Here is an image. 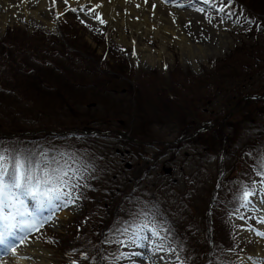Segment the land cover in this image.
Masks as SVG:
<instances>
[{"label":"rangeland","instance_id":"1","mask_svg":"<svg viewBox=\"0 0 264 264\" xmlns=\"http://www.w3.org/2000/svg\"><path fill=\"white\" fill-rule=\"evenodd\" d=\"M89 1L68 0L65 4V0H56L54 7L53 4L48 7L46 12L48 15L39 14V20H34L32 16L26 21L21 19L7 21L6 19L3 27H0V85H3L2 89L7 91V93L0 91V100L3 101H0V137H24L22 139L24 144L25 142L26 144L33 143V150L49 151L50 155L53 151H75L87 162L90 157L89 163L95 169L86 174V179L82 182L85 186L77 190L82 193V198L77 200L73 206L61 208L51 214V220L40 231L29 234L31 239L37 241L45 238V235L40 232L46 229L52 230L51 234L60 238L65 235L68 226L79 225L81 231L74 230V227L72 232L74 239L72 240H76L81 249H85L87 241L92 236L98 240L94 235L106 225L105 221L110 218L109 212L89 204L85 211L87 216L81 218L83 202H85L83 197L86 193L92 196H103L104 199L112 193L113 197L120 198L122 194H126L128 197L121 199L124 202L119 208L122 211L128 210V214L130 211H135L139 204L141 206L144 203L154 205L158 209V219L161 222H166V226L177 235L181 232L180 228L186 229L191 238H195L196 229L205 226L206 216H208L214 228L220 224L222 233L217 234V237L222 235L224 238L228 237V231L225 232L222 223V201L219 198L216 201H210L212 192H215L213 198L224 195L226 199L227 194L221 190L223 182L225 180L237 182L238 179L241 182L244 180V175L249 176L250 174L252 178L248 186L251 189L254 184L256 194L258 190H264L261 183L262 178L255 176L254 170L245 166L244 163L249 161L245 153L239 156V164L243 163V166L233 169L227 164L226 167V162L219 160L220 150L208 154L205 146L187 142L189 140L184 139L178 141L177 137L180 135L181 126L189 125L191 122L195 123L197 116L202 115L205 120L211 115H217L222 122L226 120L223 115L228 110L225 96L229 93L227 89H231L230 81L226 82L223 88H215V83L210 80H215V67L225 66L229 61H233L235 53L239 52L238 57L244 67L237 69L239 72L242 71L246 79L243 87L247 86L240 94L264 93V31L253 21L245 19L228 8L225 5L226 0H215V13L212 18L205 16L194 19L192 22V25L203 36V42L191 44L193 52V57H191L185 55L182 48L175 43H170L163 49L160 39L152 37L149 33H142L136 27L127 25L122 19L114 18L108 12L103 13L98 8H95L91 16L85 15V12L91 11L96 5ZM197 6L201 9L205 8L198 4ZM220 7H224L225 11L219 12ZM71 8L77 11L72 12L69 10ZM81 8L85 11H80ZM203 12L201 13L207 15L205 10ZM96 13H99L105 21L104 24H100L94 18ZM57 16L59 19H56ZM64 23H68L64 25L66 27L69 25L64 36L73 41L72 54L71 56L54 55L51 59L59 66L73 67L76 78V85L73 88L77 92L76 96H87L94 91L90 85L99 79L97 73L106 75L105 82H115L114 80L119 81V78H122L121 81L127 83V87L117 84L119 94H107V98L101 97L94 103V107L87 106L91 99L82 100L81 96L68 109L61 105L65 100L60 97H51L49 104L46 95L42 96L43 102L39 101L38 105L30 102L32 98L29 96V90L32 80L29 78L33 76L31 74L34 70L33 63L42 54L28 52L24 42L36 41L40 35L35 33L39 31L56 37L50 38L47 42L48 46L55 39L61 42L59 40L61 31L58 28ZM220 41L224 42L223 48L218 45ZM144 46L148 47L151 52L153 51L154 55L158 54L150 64L140 62L137 56L136 50ZM197 47L208 49L210 55L203 57ZM238 64L231 65L238 67ZM253 65H256L258 70L251 74L249 69ZM7 73H16L21 78L12 82L10 74ZM196 82L199 87L202 84L205 86L200 89L199 97L194 92L190 93L194 87L186 88L191 84L195 86ZM81 84H85V87ZM107 84L110 85L108 82ZM15 87L18 89L15 90ZM183 94L186 98L182 97ZM177 100H180L194 113L184 110L172 120V114L161 108L160 104L164 101L169 104V101ZM30 105H35L39 116L32 115ZM72 107L79 113L77 117H71L69 110L71 111ZM102 107H105L107 111L104 112ZM232 110L233 107L228 113L230 114ZM181 116L185 119L184 122L180 121ZM79 117L87 119L92 127L101 129V132H98L99 138L97 133L85 143V139L77 136L81 128ZM136 117L139 119L134 123L133 120ZM201 121L197 118V122ZM63 123L64 126H62ZM175 123H178L177 127ZM144 129L147 130L141 131ZM254 129L258 128L251 129V133L255 134L249 138V143L260 136L258 132H252ZM30 132L33 133L30 134ZM29 135H33L31 139ZM44 135L50 136L47 140L52 144L48 149L39 146L45 144ZM57 142L64 145L71 142L72 146L78 149L77 151L71 150L70 146L60 148ZM166 144H168L167 147ZM209 146L211 150H216L219 145L218 142H213ZM232 173H235L234 180L230 176ZM92 181L95 183L94 186ZM183 181H186V184H183ZM216 182L217 189L214 187ZM89 183L90 185L92 183L91 190L88 189ZM229 187L233 188L235 184L231 182ZM218 189H220L219 192ZM130 195L132 196L129 197ZM26 203L31 209L30 202L26 201ZM207 209H209V215L206 214ZM43 215L47 216L50 213L45 211ZM241 216L244 219H240ZM225 217L233 236L222 247L216 241H212L211 248H207L211 264H244L242 260L255 256L258 251L264 256V252L260 251L262 248L260 242L264 239L254 233L259 230L253 231V228L258 229L259 227L251 203L249 202L241 213H233ZM83 219L87 221L80 225ZM247 229H250V232L245 233ZM142 235H148V233L145 232ZM106 238V236L103 238L104 241ZM186 238L184 241L189 247L194 248L199 245L193 239ZM120 239L125 240L124 245L104 243L107 247H113V254H123L121 264H135V262L151 264L150 259L153 264L151 256L153 257L154 251L151 247L149 248L151 256L147 255L140 261L135 259L132 253L137 251L145 254L144 247L132 250L134 244L127 236L120 237ZM43 245L46 246V244ZM48 248L51 263L60 264L57 249ZM59 248L62 252L67 250L65 245ZM173 248L175 247L170 239L168 251H156L164 252V256L163 254L158 255L162 256L161 264H169V260L171 264L176 263V255L171 250ZM175 249L177 252L178 249ZM185 250L187 249L181 251L183 255ZM181 259L185 262L184 257ZM82 264L88 263L83 261Z\"/></svg>","mask_w":264,"mask_h":264},{"label":"trees","instance_id":"2","mask_svg":"<svg viewBox=\"0 0 264 264\" xmlns=\"http://www.w3.org/2000/svg\"><path fill=\"white\" fill-rule=\"evenodd\" d=\"M230 6L235 9L236 11L240 12L243 16H245L248 19H252L253 21L257 22V25L259 28H261L264 31V0H231ZM68 23H64L60 29V36L59 40L61 42H58L56 39L51 43L49 46L47 45V42L50 40V38L54 39L52 36H45L41 31L39 33L40 36L36 38V41L32 40L29 41V43L24 42L25 49L34 54L39 53L42 54L37 61H35L34 64V70L31 71V74L33 75L31 78L32 84L30 87V93L29 96L32 98L30 102H32L35 105H38V102H43L42 96L46 95L48 104L52 98H63L65 101L61 103L63 107H66L67 109L72 106V104L76 101V99L79 98V96H76L77 92L74 91L73 86L76 85V78L74 77V71L73 67H62L59 66L56 62H54L51 57L54 55H65V56H71V46L73 44V41L70 40V38H66L64 34L67 32L69 25L66 27L64 25H67ZM9 34H7L8 36ZM55 37V36H54ZM56 38V37H55ZM58 39V38H57ZM70 44V45H69ZM66 47V49H65ZM63 48V50H62ZM60 51V52H59ZM239 52L235 53L234 60L229 61L225 66L222 67H215V80H210L215 83V88H223V85L230 81L231 89H227L229 93L225 96V101L227 103L228 110L223 115L226 117V120L222 122L221 119L217 117V115H211L208 119H203L204 117L202 115L196 117L195 123H190L189 125L181 126L180 128V135L177 137V140H189L187 142L191 143H199L202 146H205V151L209 152L208 154H211L212 152H219L218 158L222 162H226L228 166L235 169L236 167L240 168L243 166V163L239 164V156L241 153H245L249 157V161L247 163H244L245 166L248 169H253L256 173L259 171V164L258 160L261 155H264V93L263 92H246L243 95L240 94L242 90H245L247 86L243 87V84L246 82L245 77H243L244 74H242V71L239 72L237 69L242 66V62L240 58L238 57ZM239 63L238 67H235L231 64ZM87 68H91V66H87ZM244 68V67H243ZM258 70V67L256 65H253L250 67L249 72L253 74ZM247 71V69H246ZM25 72V71H24ZM10 74V77L12 79V82L16 79H20L16 73H7ZM22 74V73H21ZM99 76V79H96L95 82L91 83L90 87L94 89V91H91L87 96L82 95L81 99H91L89 103L87 104L88 107H94L95 102H97L101 97L107 98V94H119L120 90L116 88L117 84L121 87H127V83H123L121 80L122 78H119V81L114 80L107 81L110 85L105 82L106 75L97 73ZM218 76V77H217ZM209 79V78H207ZM84 85L85 84H81ZM241 86V88H239ZM3 85H0V91H5L2 89ZM194 87V90H190V93H196L197 97L200 96V89L204 88L205 86L202 84L201 87L198 86V83L196 82L195 86L194 84H191L187 86L186 88L191 89ZM15 90L18 89V87L14 88ZM7 93V91H5ZM2 92V93H5ZM183 98H186L185 94L182 95ZM1 101V100H0ZM179 101V102H178ZM224 101V100H223ZM3 102V101H1ZM177 102V104H176ZM35 105H30V112H32V115L39 116V112L36 110ZM48 107V106H47ZM160 107L165 109L168 113L172 114L171 119L174 120L176 118L177 114L182 113L184 110H186L188 113L193 112L189 107L182 104L180 100L177 101H169V104L164 102H161ZM233 107L232 112L229 114L228 112ZM53 108V107H52ZM104 112L107 111L105 107H102ZM44 109V108H43ZM87 110V109H86ZM47 111V110H46ZM42 112V111H41ZM49 114V111H47ZM71 117H77L78 112L73 107L71 111L69 110ZM44 113V112H43ZM194 113V112H193ZM38 114V115H37ZM84 114V113H83ZM210 114V113H209ZM84 117V116H83ZM83 117H79L81 120V124L79 125L80 132L77 134V136L81 139H85V143H87L92 136H96L94 133L101 132L100 128H94L91 125H89V121L87 119H83ZM77 118V119H79ZM85 118V117H84ZM194 118V117H192ZM197 118L201 119V122H197ZM139 118L136 117L133 122L136 123V121ZM180 121L184 122L185 119L183 116L180 117ZM143 124V123H142ZM178 123H175V126L177 127ZM64 126V123L63 125ZM108 126V123H107ZM78 127V126H77ZM258 128L252 130V132H258L260 135L258 139L252 141L249 143V138L255 134L251 133L252 128ZM39 128V127H37ZM205 129V130H202ZM147 129L141 130L146 131ZM105 131V130H104ZM106 132V131H105ZM196 132V134H194ZM33 132H30L32 134ZM146 133V132H145ZM30 139L33 135H29ZM192 136V137H191ZM50 137L49 135H44V138H46L45 144L39 145L41 148L48 149L49 145L52 143L47 140V138ZM99 138V136H97ZM95 137V138H97ZM190 137V138H186ZM24 137L16 136V137H10V136H1L0 140L2 142L0 143V146H3L4 144L6 146H15L19 148H25V149H33L32 144L28 143L24 144L22 141ZM186 138V139H185ZM95 140V139H94ZM22 141V143H21ZM62 142V141H61ZM61 142H57V144H60V148H67L70 146L71 150H76L78 148H74L72 146L71 142L66 143L65 145ZM213 142H218V148L216 150H211L209 144ZM90 145V143H88ZM66 146V147H65ZM168 144H166V147ZM165 147V148H166ZM87 148H89L87 146ZM90 157H88V163L90 162ZM226 165V167H227ZM231 179L234 180L235 173L230 174ZM233 182L235 184V187L230 188L229 184ZM249 182L248 175H244V180L241 182L239 179L237 182L235 181H228L225 180L223 182V185L221 186V190H223L227 194V198L225 199V210L231 211L236 210L239 206V203L234 199V197L239 194V186L241 183L246 185ZM93 183V181H92ZM92 183L88 185V189H92ZM183 184H186V181H183ZM95 183H93V186ZM117 192V191H116ZM113 193L106 197L105 199L103 196L99 195H93L90 193H86L83 197L84 201V208H83V214L81 215V218L84 216H87L85 211L88 208L89 204H92L95 207L102 208L109 212V217L105 223L106 225L102 228L101 231H97V233L94 236H97L96 240L93 236L90 238L89 241L86 243L85 249H81V246L77 245L76 240L74 239V236L72 234L73 228L81 229L79 228V225H73L68 226V229H66L65 235H62L60 238L57 236H53L50 232L44 233L45 235V242L46 244L54 248L56 251H58L60 255V264H69L66 263L65 260H72V263L74 264H82L83 261L87 262L88 264H101L102 260L106 263H111L113 260L112 251H107L106 249L103 250V247L101 245L103 237H108L110 230L113 228L114 223L117 220H123L128 219L129 214L124 209L122 211L121 208L124 201H122V198H126V194H122L123 196L120 197H113ZM130 195L129 197H131ZM128 197V196H127ZM89 201V202H88ZM82 203V205H83ZM148 204V203H147ZM141 206V204H139ZM86 219L81 220L80 225L86 223ZM220 224L216 225L215 228L212 229L209 228L208 223L206 222L205 226L201 229H196V234L194 235L195 238H191L188 231L184 228H180L181 232L177 235L176 232H173L171 230V238L174 242V247L177 248L178 253L181 257H184L185 264H211L208 256L209 251L208 247L210 244H212V241H216L219 246L222 247V245L225 244V242L230 239L229 230L226 226L225 232L228 231V237L224 238V235L221 237H217V234L222 233L221 228L219 227ZM171 229V228H170ZM79 237V236H77ZM185 237L186 239H193L196 241L198 246H195L194 248L192 246L189 247V245L185 244ZM177 239V242H176ZM206 244H205V241ZM200 241V243H199ZM61 245H65L66 251L62 252L59 248ZM185 246V247H184ZM180 247V248H179ZM113 248V247H112ZM182 249H187L184 251V255L181 252ZM82 256H87V259H82ZM107 257L108 259H105ZM203 258V262H201ZM64 260V261H63Z\"/></svg>","mask_w":264,"mask_h":264},{"label":"snow or ice","instance_id":"3","mask_svg":"<svg viewBox=\"0 0 264 264\" xmlns=\"http://www.w3.org/2000/svg\"><path fill=\"white\" fill-rule=\"evenodd\" d=\"M67 2L65 0V4ZM161 2L167 4L168 0ZM203 2L209 4L210 0ZM227 2L230 5L231 0ZM52 3L54 7L56 0H52ZM99 7L101 5H95L85 15L91 16L95 8ZM69 10L77 11L75 8ZM80 11L85 10L81 8ZM196 11L203 12V9L197 8ZM218 11L224 12L225 8L220 7ZM94 18L100 24L105 23L99 13ZM258 164L260 170L256 174L262 178L264 186V155L260 156ZM94 170V166L75 151H53L50 155L49 151L0 146V246L15 256L18 247L26 244L28 235L40 231L51 220V214L73 206L82 198V193L77 190L85 186L82 182L86 174ZM254 194V184L250 189L241 183L239 194L234 199L239 203V208H244ZM26 201L30 202L31 209ZM45 211L50 215H43ZM239 218L244 219L242 216ZM257 222L264 224V219ZM145 232L148 235H142ZM256 235L264 237V232H257ZM122 236H127L136 247H145L147 241L153 251H168L171 229L166 226V222L158 219L156 206L144 203L143 206L138 205L135 211H130L128 219L117 220L104 242L124 245L125 240L120 239ZM171 250L176 255V264H185L176 249ZM123 258L122 253L113 254L112 264H118ZM82 259H87V256H82ZM260 264H264V261Z\"/></svg>","mask_w":264,"mask_h":264},{"label":"bare ground","instance_id":"4","mask_svg":"<svg viewBox=\"0 0 264 264\" xmlns=\"http://www.w3.org/2000/svg\"><path fill=\"white\" fill-rule=\"evenodd\" d=\"M90 1L94 2L96 5H101L98 9L103 11V13L108 12L110 15H113L114 18L122 19L127 25L141 30L142 33H149L152 37L160 39L163 49L168 47L170 43H175L182 48L183 52L186 53L185 55L191 57H193L191 44L203 42V36H201L199 30L192 25L193 20L204 18L205 16H210V18H212L215 13L214 1H210L209 4H205L203 0H168L167 4L162 3L161 0H128V2H125V0ZM52 4V0H0V27H3L6 19L7 21L9 19H21L26 21L32 16L34 20H39V14L45 13V15H48V13H46L48 11L47 9ZM197 4L205 7L203 11L205 10L207 15L196 11L197 8L201 9ZM32 8H36L34 9L35 11ZM49 26H51V24H49ZM149 44H151V42ZM218 45L223 48L224 42L220 41ZM197 50L203 57L209 54V50L206 48L197 47ZM218 50H220V48ZM152 52L145 46L142 48L139 47L138 50H136L139 61L144 64L152 63L154 57L158 56V54L154 55L155 53L153 54ZM253 196L250 199V203L256 223L259 227L258 229L253 228V231L259 230V232H264V224L257 222L264 219V190H258ZM244 232L248 233L250 229ZM254 233L256 234L257 231H254ZM262 238L264 239V237ZM260 243L262 248L259 250L264 252V240ZM145 245V254L137 251L132 253L135 259L142 261L145 256H151L149 248L151 247L152 250V246H149L148 242H145ZM136 248L141 247L132 246V250H136ZM153 254L155 255V257L154 255L153 257L151 256L154 261L153 264H161V258L164 254L156 251H154ZM159 254L163 255L158 256ZM261 254L258 251L255 256H251V259H244L242 261L244 264H260L261 261H264V256ZM50 257V254L44 248L37 242L29 239V237L25 245L18 247L15 256H12L0 246V264H52ZM150 262L152 264L151 259ZM135 264L137 263L135 262Z\"/></svg>","mask_w":264,"mask_h":264}]
</instances>
